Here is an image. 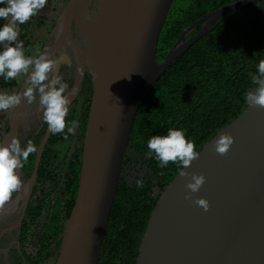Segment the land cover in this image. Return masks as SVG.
<instances>
[{
    "label": "water",
    "instance_id": "95a60500",
    "mask_svg": "<svg viewBox=\"0 0 264 264\" xmlns=\"http://www.w3.org/2000/svg\"><path fill=\"white\" fill-rule=\"evenodd\" d=\"M256 1L239 0L206 13L186 27L163 61L155 64L156 44L173 0H97L95 17L90 0H67L54 24L55 42L47 56L65 48L66 38L75 44L73 26L84 43L75 44L79 66L73 89L76 93L86 70L93 90L76 198L53 264H98L127 136L139 106L167 67L218 18ZM203 20L200 30L185 41L188 30ZM73 96L70 93L69 99ZM17 122L16 115L5 144L15 136ZM221 132L234 137L223 156L213 150ZM49 134L48 130L37 149L18 224ZM197 152L185 171L203 174L204 184L191 200L185 199L190 176L178 172L165 185L150 213L136 264H264V109L247 102L242 113ZM196 197L207 199V211L194 203Z\"/></svg>",
    "mask_w": 264,
    "mask_h": 264
},
{
    "label": "trees",
    "instance_id": "16d2710c",
    "mask_svg": "<svg viewBox=\"0 0 264 264\" xmlns=\"http://www.w3.org/2000/svg\"><path fill=\"white\" fill-rule=\"evenodd\" d=\"M235 1L238 0H173L156 44L154 63L163 61L186 26ZM92 3L96 5L97 0ZM32 21L43 26L46 18L33 16ZM5 22L0 20V25ZM200 28L197 26L190 36ZM261 59L264 2H257L218 18L162 73L130 126L98 264H136L138 247L156 200L179 172L177 164L162 168L154 155L148 157L147 141L154 135H166L169 129H181L199 151L219 128L242 113L247 104L246 93L255 87L249 74L256 73ZM86 81L90 82L88 78ZM15 84V79L5 81L0 77L1 92ZM89 98L90 94L83 112L82 132ZM4 115L2 112V120ZM2 129H8L6 120ZM65 136L71 135L51 134L39 163L19 232L18 259L24 264H47L49 260L53 264L75 202L83 133L69 160L62 161L54 158L53 144ZM33 163L31 154L24 162V177L31 174ZM134 176L135 182L129 178ZM138 180L143 181V187L137 185Z\"/></svg>",
    "mask_w": 264,
    "mask_h": 264
},
{
    "label": "clouds",
    "instance_id": "9594fccd",
    "mask_svg": "<svg viewBox=\"0 0 264 264\" xmlns=\"http://www.w3.org/2000/svg\"><path fill=\"white\" fill-rule=\"evenodd\" d=\"M47 4V0H0V20L7 22L0 25V77L11 81L23 75L26 77L22 91L0 92V112L14 109L26 101L29 105L37 103L42 112V120L47 124L51 134L63 133L74 135L79 127L77 120L68 122L71 100L68 85L58 74L52 70L55 61L47 56L46 51L38 56H28L24 51V43L20 39L18 25L27 23ZM251 83L256 86L255 91H248L245 99L249 105L264 109V59L257 65L256 73H250ZM67 139V136L64 137ZM234 137L221 132L215 139L213 150L223 156L227 155ZM148 157L158 161L160 167L169 163L177 164L179 175L189 177L185 187V199L191 200L192 194L199 191L205 182L203 174L185 171L190 168L199 156L194 142L186 139L184 130L169 129L166 135H154L147 141ZM37 152V147L32 141L26 147L21 146V141L13 137L7 144L0 143V209L11 201L13 194L23 187L18 170L24 167L31 154ZM137 185L143 187V181L138 180ZM194 203L204 211L209 208V202L204 197H196Z\"/></svg>",
    "mask_w": 264,
    "mask_h": 264
},
{
    "label": "flooded vegetation",
    "instance_id": "af4514ba",
    "mask_svg": "<svg viewBox=\"0 0 264 264\" xmlns=\"http://www.w3.org/2000/svg\"><path fill=\"white\" fill-rule=\"evenodd\" d=\"M257 2L261 3V2H264V0H257L256 2L252 4H255ZM252 4H250L249 6H251ZM96 6H97V3L96 5H94L92 3V0H90L89 9H90V14L92 17L96 16ZM245 8H242L235 12H239ZM235 12H232V13H235ZM204 22L205 20L201 21V23L197 26L202 27ZM53 29H54V26L52 30H50L48 36L45 39L43 38L41 39V43H40L41 45L39 47V51L42 50V52L46 51L47 53L51 49V47L54 45L55 35L53 33ZM194 29L188 30L186 36L184 37L185 41L193 36V35L192 36L190 35ZM71 38L77 46L84 47V43L81 41L80 36L77 34L73 26L71 28ZM65 40H66L65 48L63 47L59 48L53 54H51L49 58L55 61V65L52 70L53 74L60 75L63 81L68 85V91L72 92V89L76 81V75H77L79 64H78V60L75 58L76 45L72 44V42L68 38H66ZM38 55L36 53L35 56H38ZM86 78L89 79L90 81L89 83H87ZM25 79L26 77L22 79L20 84L18 83V81H16L15 86L8 89L5 92L11 93L12 91H16V92L22 91L24 87ZM92 90H93V85L91 82V78L88 72L84 70L77 84L76 93L71 99V103L69 105V113H68V116L66 117V120L68 122H71L72 120H77L79 122V127L76 129L74 135L70 134L71 136L69 138L67 139L61 138L57 140L56 143L53 144L54 158H57V159L60 158L62 161H65V159L69 160L70 155L72 154V151L79 144L80 136L82 133L84 135V131H85V129L83 132L81 130L82 121H83V112L87 104L89 94H90V98H89L88 103L90 107ZM4 114H5L4 120H6L7 122L8 129L7 131H4L2 129L3 132L0 134V138H1L0 143H4V140H5L4 138L10 132L11 126H12L11 124L14 122L15 116L17 115L18 122L16 123L17 127H16V133L14 137L18 138L21 141L22 147H26L27 142L30 140L33 142V144L38 149V147L40 146V144L42 143L46 135V132L48 131L47 124L44 123V121L42 120V112L38 105V98H37V103L29 105L26 101H24L21 103L20 106L16 108L8 110V111H4ZM4 120L0 118V123L2 125H4ZM62 135H69L66 129L62 133ZM50 136H51V133L48 135L45 147L49 141ZM10 140H8V142ZM82 143H83V138H82ZM45 147H44V150H45ZM35 156H36V153H34V161H35ZM33 167H34V163H33ZM32 171H33V168H32ZM18 172H19L21 180L23 181V187L19 192L14 193L11 201H9L4 206V207L10 206L8 210L5 211V210L0 209V260H2L1 263H4V264H8V261L10 259L13 261L15 260V264H24V262H20L18 259V255L20 253L19 232H20V226L22 224V221H21V224H18V222L21 218L23 206H24L23 204L24 199L27 196V192H28V187L26 185V182L31 177L32 172L28 177H24L23 168L19 169ZM34 185L32 187L31 194L33 192ZM31 194L29 196V199L31 197ZM26 208H27V205H26ZM26 208H25V211H26ZM25 211H24V215H25ZM51 262L52 260H49L47 264H50Z\"/></svg>",
    "mask_w": 264,
    "mask_h": 264
},
{
    "label": "rangeland",
    "instance_id": "374dc122",
    "mask_svg": "<svg viewBox=\"0 0 264 264\" xmlns=\"http://www.w3.org/2000/svg\"><path fill=\"white\" fill-rule=\"evenodd\" d=\"M66 3H67V0H47L46 6L35 15L37 17L39 15H44V17L46 18V21L43 26H37L35 22L32 21V19L29 20L25 24L18 25V27L20 28V34L22 35V36L20 35V39L24 43V51L26 55L28 56L36 55L41 45L40 44L41 39L42 38L45 39L48 36L50 30H52L60 12H62ZM23 78L24 76H19L16 78V81H18V83L20 84ZM1 113L2 112H0V116H1ZM2 126L4 125L0 123V134L3 132ZM129 178L134 182L136 180V176L129 177ZM1 261L2 260H0V264H4V263H1ZM8 264H15V260L13 261L10 259L8 261Z\"/></svg>",
    "mask_w": 264,
    "mask_h": 264
},
{
    "label": "bare ground",
    "instance_id": "6f19581e",
    "mask_svg": "<svg viewBox=\"0 0 264 264\" xmlns=\"http://www.w3.org/2000/svg\"><path fill=\"white\" fill-rule=\"evenodd\" d=\"M28 187V186H27ZM26 189V188H25ZM10 206L4 207L2 210H8Z\"/></svg>",
    "mask_w": 264,
    "mask_h": 264
}]
</instances>
